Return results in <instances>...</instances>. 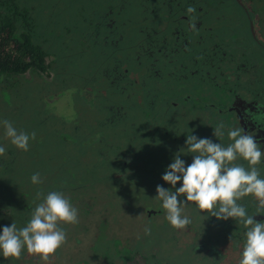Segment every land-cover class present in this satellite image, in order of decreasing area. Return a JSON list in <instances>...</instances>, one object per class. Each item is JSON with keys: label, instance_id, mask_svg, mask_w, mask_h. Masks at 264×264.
<instances>
[{"label": "rangeland", "instance_id": "obj_1", "mask_svg": "<svg viewBox=\"0 0 264 264\" xmlns=\"http://www.w3.org/2000/svg\"><path fill=\"white\" fill-rule=\"evenodd\" d=\"M31 1L34 3L32 14L37 18V30L40 32L42 29L47 30L50 27L48 36L53 51L47 57L50 64L49 73H40L35 76L31 83L20 84L15 88L17 91L15 98L20 102L16 107L3 105L2 99H6L8 96L2 97L1 93L0 122L8 120L13 126L15 124L19 126L18 132H25V124L28 126L29 108L32 106V109L34 106L39 107L37 102L44 101L43 110L40 112L42 114L44 111L47 112L53 117L51 122L55 121L56 124L62 122L64 127L56 129L53 125L46 129L41 125L42 129H45V134L41 132L42 137L37 146L43 145V148L37 150L36 156L30 160L32 164L28 165L30 167L25 166L23 168L26 160L24 156H21L17 161L12 162V166L7 164L6 167L12 169L4 172L2 169L3 160H8L7 157L10 158L15 155L14 152L7 153L8 149L6 148V154L0 156V234H2L4 226H11L13 222L16 223L17 228L26 226L28 221H25V218L28 219V215H32L36 205L42 202L41 199L32 197L36 196L38 191H42L44 196L49 192L56 191L63 193L78 210L79 222L74 225L65 223L59 225L66 231L67 243L57 250L48 262L29 254L26 247L24 256L19 259V262H26L27 264H143L145 262V264H160L165 262L164 257L169 256H176L174 262L179 264L195 261L200 250H197L196 244L191 245L190 243H196L197 237L202 232L208 233L209 240H212L211 230L215 225L214 223L211 224L210 215L207 212H202L197 206L192 207L187 204L184 207L183 215L188 216L192 223L185 229H176L168 222L166 214L161 217L160 214L163 210L153 197L158 195L156 188L157 185H160L159 182L147 185L145 179L140 177L134 181H117L113 184L106 176L100 177L103 169H106V165L105 161H102L95 153L90 152V149H97V144L92 142L94 131L114 132L115 129H118L115 138L118 141L115 146L120 143L124 152L133 153L134 151L135 154H140L141 160H138L140 165L144 152L143 142L147 137L138 133V130L130 127V125L123 126L120 123L129 122L130 119L136 121L139 118L135 110L131 108H129L130 111L124 119L113 121V123L102 122L97 125L105 110L103 102L107 100L113 102L114 97L120 94L117 91H112L104 96L94 95L92 93L96 92L98 84L95 82L94 87L84 86V77L89 75L92 68L108 63L109 60L106 56L99 54L98 50H102L94 41L93 43L84 41L81 43L82 50H79L78 41L73 39L71 34L64 35V26L66 25L70 28L75 26L76 30L83 32L88 25L87 20L83 18L89 15L94 16L95 13L99 17L101 11L98 13V10L111 3H122L124 13L131 15L127 17L134 28L137 23L141 22L137 18L143 20L148 16L144 21H153L151 17L155 16L149 14L148 11L154 8L159 0H147V9L141 7L140 0ZM115 6L117 7V5ZM160 8L161 6L155 9L159 11ZM220 10L228 16L221 18L219 25L222 27L224 23L228 22L227 26L222 28L228 34L231 33L228 27L233 28L230 39L236 47L240 48L243 44L247 49L254 47L255 45L249 39L243 37L241 28L235 24V19L239 20V16H244V13L241 10L232 9L230 5ZM262 10V15L260 12H256V14L260 15L259 22L264 34V8ZM228 11H230L229 14L226 13ZM216 13L218 14V11ZM159 14L163 16L162 13ZM116 17H119L118 14ZM241 27L243 28V25ZM132 30L130 28V31ZM233 35L238 37L235 38ZM61 45L64 48L61 49ZM259 52L262 53L261 48H259ZM55 55L59 59H56ZM61 55H65V59ZM254 56L257 57L258 54ZM263 65L264 62L260 65L262 71H264ZM55 67L58 70H55ZM222 67L228 69V66L222 65ZM25 76H28L27 71ZM218 79L219 77L215 81ZM47 81H49L48 84ZM201 93L205 102H219L225 96V92L212 82L203 83ZM242 93L244 94L245 91ZM209 108V106H205L204 110H209ZM7 109L11 110L7 111ZM3 111L7 112L1 120ZM12 119L16 120L12 122ZM3 127V124L0 123V144L9 143L11 140V138L6 137ZM37 130L36 136L40 138L39 131L42 130L39 127ZM89 133L90 136H88ZM131 137L134 138L133 143L128 142ZM34 141L35 139L33 143H35ZM100 148L109 154L111 153L107 146ZM119 149L118 147L117 150ZM176 151L177 147L170 146L167 149H162V155L169 158ZM150 152L152 155L158 154L152 148H150ZM181 158L185 162L190 161V158L184 153L181 154ZM132 164L136 165L135 163ZM262 167H264L263 164ZM22 168L23 170H21ZM20 170L23 175H19ZM35 173L40 174L42 183H32L31 177ZM128 176L131 177L132 175L128 174ZM17 177L18 179H16ZM4 179L15 181L4 184ZM29 179L30 181H28ZM110 185H113L112 188ZM55 186L58 188L53 190ZM27 189H30V197L22 195V190ZM153 189H155L156 195H144V192ZM7 192L12 194L8 195ZM5 196H10L11 199L7 200ZM21 199H25V202L33 200L34 204L24 208L25 202H20ZM147 209L149 210L148 216L144 213ZM14 210L16 212H13ZM20 211L26 216L20 214ZM15 213L16 215H13ZM193 225L196 226L194 230L202 232L196 233L193 230ZM220 226L221 228H230V225L225 222H221ZM145 229H150L152 233L150 235L143 234ZM143 240L145 242L151 241L150 246L140 245ZM187 242L190 248L187 247ZM127 246L129 249L134 248V246L139 249L134 253L132 252L131 259L126 258L127 250L125 247ZM145 257L148 258L147 261H145ZM6 264L13 263L8 260Z\"/></svg>", "mask_w": 264, "mask_h": 264}, {"label": "flooded vegetation", "instance_id": "obj_2", "mask_svg": "<svg viewBox=\"0 0 264 264\" xmlns=\"http://www.w3.org/2000/svg\"><path fill=\"white\" fill-rule=\"evenodd\" d=\"M140 2L141 7L148 8L147 0ZM229 5L232 9L244 13V16H239V20L235 19V24L241 28L243 37L249 39L254 47L247 49L243 44L237 48L230 39L233 28L228 27L229 31L231 30L228 34L222 29L228 22L222 27L219 25L221 18L228 16L220 9ZM159 6L161 8L158 11L155 8ZM190 6L195 9L194 13L187 12ZM100 11L99 17L96 15L85 18L88 21L86 27L91 28L95 43L102 50H98L99 54L109 60L108 63L100 65L99 71H95L93 86L95 82L98 84L101 95L107 90L120 94L108 105H115V114L121 119L127 116L129 108L134 109L138 115L136 121L130 119L129 122L120 123L123 126L130 125L147 137L143 142L144 170L157 165L155 171H144L148 185L159 182L166 190L175 191L162 176L181 149H184L182 153L190 158L185 165L192 163L193 154L187 151L186 145L187 136L190 134L198 138H210L213 142L227 147L232 143L228 138V130L242 128L246 133L255 136L264 150V71L260 70V65L264 62V34L259 22L260 15L252 10L249 2L159 0L154 8L148 11L149 14H154L155 17H151L153 21H144L148 16L143 20L137 18L141 22L134 28L128 20L131 15L124 13L122 3H111L99 9L98 13ZM226 13L229 14L230 11ZM116 14L119 17H116ZM193 23L196 25L195 30L192 28ZM130 28L133 30L130 31ZM255 54L258 56H254ZM222 65L228 66V69ZM217 77L219 79L215 81ZM205 82H212L220 87L225 92L224 99L219 102H205L201 93ZM205 106H209V110H204ZM113 115L104 110L100 120L104 118L103 123H106ZM220 122L225 125L224 136L216 138L213 128ZM117 130H114L115 133L94 131L92 142L97 144L99 158L105 161V165L110 169L112 180H137L141 177L135 175V170L140 166V154H135L134 151L124 152L120 143L115 146L118 141L115 140ZM128 142L133 143L134 138H129ZM102 146H107L111 153L100 148ZM170 146L177 147V151L173 156L166 158L162 155V149ZM150 148L158 154L152 155ZM115 152L119 153L114 154ZM109 155L111 156L108 157ZM122 163L130 164L123 170ZM235 163L249 167L243 159H238ZM262 164L264 165V157L256 166L261 178H264ZM128 174L132 176L129 177ZM181 186L182 181L176 188ZM146 195H156L155 189L147 191ZM178 199L186 200V197ZM156 200L163 210L160 214L162 217L166 210L162 207V201ZM239 203L246 208L248 214L255 215V220L264 222V212L257 214L258 201L255 197L246 196ZM188 204L196 206L194 202ZM144 213L148 216L149 210ZM209 219L211 224L215 225L211 230L212 240H209L208 233L194 230L196 226H192L196 233L202 232L196 243H190L196 244L200 253L195 261L187 264H239L247 229L231 218L218 221L216 217L209 216ZM221 222L228 223L230 228H221ZM143 234L150 235L146 231ZM150 243L151 241L143 240L140 245L150 246ZM187 245L189 247L188 242ZM175 259L176 256L164 257L165 262L160 264H179L174 262ZM147 260L145 257V261Z\"/></svg>", "mask_w": 264, "mask_h": 264}, {"label": "clouds", "instance_id": "obj_3", "mask_svg": "<svg viewBox=\"0 0 264 264\" xmlns=\"http://www.w3.org/2000/svg\"><path fill=\"white\" fill-rule=\"evenodd\" d=\"M187 12L194 13L195 9L190 6ZM192 28H196L194 23ZM0 123L14 146L23 151L29 150V140L36 138L35 132L29 136L24 131L18 132L8 120ZM224 128V123L220 122L213 128V135L222 138ZM228 138L232 143L225 147L210 138L188 135L186 145L187 151L193 154L192 163L185 165V161L181 159L184 149H181L162 176L175 191L157 185L158 195L155 198L162 201L166 219L176 229H185L192 223L188 216L183 215L184 207L189 202H194L202 212H207L218 220L234 219L247 229L239 264H264V222L255 220V215L248 214L246 208L239 203L242 198L253 196L258 201L257 214L264 212V178H261L256 167L262 162L264 150L257 138L242 128L229 129ZM5 151L0 146V156L5 155ZM238 159L247 161L249 167L236 164ZM31 181L33 184L42 183L40 174H33ZM181 181L182 186L176 188ZM41 197L42 202L33 209L26 226L17 228L13 222L11 226L3 227L0 252L5 259H21L26 247L29 254L48 262L67 243L66 231L59 225L77 224L78 210L61 192L53 191L44 196L42 191H38L36 198ZM179 197H186V200L178 199ZM145 231L150 234V229Z\"/></svg>", "mask_w": 264, "mask_h": 264}, {"label": "trees", "instance_id": "obj_4", "mask_svg": "<svg viewBox=\"0 0 264 264\" xmlns=\"http://www.w3.org/2000/svg\"><path fill=\"white\" fill-rule=\"evenodd\" d=\"M245 1L250 3V6L253 11L260 12L262 14L263 12L262 8H264V0H245ZM33 4L34 3L31 0H0V98H1V93H2V97L4 95L8 96V98L2 99V104L5 106L16 107L20 104V102L17 101L18 99L15 98L16 96L15 93L17 92L15 88L18 85L31 83V81L35 79V76L39 75L40 73H49L48 69H50V64L48 63L47 57L50 54H52V51H53L52 47L49 44L48 31L50 27L47 30L42 29L40 32L37 30V18L32 14ZM96 15L97 13L94 14V16ZM94 16L89 15L86 18H91ZM51 23H52V19H51ZM64 27H65L64 35L71 34L72 38L78 41L79 50H82L81 43H83L84 40L91 42V43H93V41L95 42V39L91 33V28L88 29V27H85L83 32H80L75 29L76 28L75 26L73 28H70L68 25ZM38 33H39V36H37ZM62 48L64 47L62 46L61 49ZM61 56H63L65 59V55H61ZM55 58L59 59V57L56 55H55ZM99 67L100 66L98 65L92 68L90 70L91 72H89V75L87 74L84 77V86L94 87L93 77L96 73L95 71L100 70ZM55 70H58V68L55 67ZM26 71L28 72V76H25ZM49 81H47V84ZM86 89H90V88H86ZM107 93H109V90H107L105 93L101 95L99 93V89H97L96 92H93L92 94L104 96V94H107ZM33 97H34V94H33ZM44 99L47 100V98H44ZM109 102L110 101L108 100L103 102V106L104 108H106L105 110L107 113H113L114 115L111 119L106 120V122L113 123V121H115L118 118L121 119V117L115 114L116 112L115 107H114L115 105H108ZM37 103L39 104V107L34 106V109H32L33 107L32 106L29 108L30 112L28 114V124H27L28 126H26L25 124L24 130L27 134L31 136V133L33 132L36 133L39 127L40 130H42V131H39L40 138H37L36 136L35 141H34L35 143H33V139L30 140L28 151H23L21 149H18L16 146H14L11 143V140L9 141V143L3 142L2 144H0V146L4 147L5 149L6 148L8 149L7 153L14 152L13 154L15 155V156H11L10 158L7 157L8 160H5V159L3 160L2 169L4 172L10 171L12 169V168L6 167L7 164L9 166H12L13 165L12 162L17 161L21 156H24L26 160V162L23 165V168L25 166L30 167L28 166L31 164L30 160L36 156V152H38L37 150H41L43 148V145L37 146L38 142L41 140V137H42L41 132L45 134V129H42L41 125H43V127L46 129L48 127H52L53 125L54 127H56V129L64 127V124L62 122L58 124H56L55 121L51 122L53 117L50 114H47V112L44 111L43 114L40 112L41 110H43V106H44L43 103H45L44 101L37 102ZM10 110L11 109H7V111H10ZM7 111L2 112L1 120ZM14 120L16 119H12V122H14ZM103 120L104 118L102 120H99L97 122V125L101 124ZM14 127L18 129L19 126L15 124ZM3 130L5 132L4 127H3ZM63 136H64V133H63ZM88 136H90V133L88 134ZM72 138L74 139V137ZM90 152H93L98 157H100L97 149H94V150L90 149ZM128 164L122 163L121 164L123 167L122 169L126 170L128 167L127 166ZM156 166H153V167L151 166L149 169L144 170V163H143L142 165L138 166V168L135 170L137 171L135 175L137 174L138 176H141L144 178V175H143L144 171H146V173L148 171H155L157 169ZM23 168L21 170H23ZM105 168L106 169H103V172L100 175V177L106 176L108 179L112 181L113 184L116 183L115 180H112L113 177L110 174V169H108L107 165ZM21 170L19 171V175L20 174L23 175ZM16 179H18V177ZM14 181L5 180L4 184L14 183ZM28 181H30V179ZM123 181H126V180H123ZM145 183L147 185L149 184L148 179H145ZM112 186L113 185H110V188H112ZM56 188H58V186L53 187V190H55ZM35 190L37 191V189ZM7 194L9 195L12 193L7 192ZM30 194H31L30 189L22 190V195L24 197L26 196L30 197ZM146 194H147V191L144 192V195ZM32 197H36V196H32ZM5 198L7 200L11 199L10 196H5ZM41 200H43V197H41ZM25 201H26L25 199H21L20 202H25ZM33 202H34L33 200L25 202L23 204L25 205L24 208L28 207L31 204H34ZM13 212H16V210H14ZM19 213L24 215V217L26 216L25 214H23L22 211H20ZM13 215H16V213ZM29 218H31V215H28V219ZM28 219L25 218V221H29ZM135 247L136 246H134V248L132 249H129L128 246L125 247V249L127 250L126 258L131 259L132 252L134 253L135 251L139 250L137 248L135 249ZM23 256H24V252H23L22 257ZM8 260H11L13 264H27L26 262H19V260H16L13 258L5 259L2 255V252H0V264H6Z\"/></svg>", "mask_w": 264, "mask_h": 264}]
</instances>
